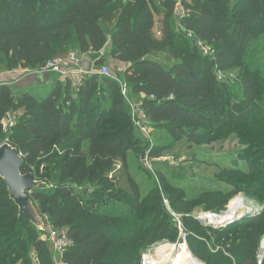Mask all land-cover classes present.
<instances>
[{
    "label": "trees",
    "instance_id": "16d2710c",
    "mask_svg": "<svg viewBox=\"0 0 264 264\" xmlns=\"http://www.w3.org/2000/svg\"><path fill=\"white\" fill-rule=\"evenodd\" d=\"M181 8L179 15L178 0H0V62L8 71L34 72L72 51L96 57L105 50L96 67L109 60L127 66L119 77L87 76L78 89L56 74L44 98L0 85V125L17 115L0 133V146L17 149L23 173L42 182L29 196L45 223L42 233L21 216L0 178V264H54L41 237L50 228L72 243L63 264H142L152 245L177 242L164 198L190 231L199 260L257 264L264 208L219 228L193 215L198 204L222 215L241 192L264 204V0H181ZM154 54L167 55L169 64ZM231 73L232 81L220 77ZM119 80L142 102L160 145L135 127ZM231 132L245 148L236 167L223 170L235 188L224 199L215 191L189 198L162 170L138 164L153 182L142 195L132 155L154 158L166 142L203 143ZM208 232L218 249H209L208 236L202 240Z\"/></svg>",
    "mask_w": 264,
    "mask_h": 264
},
{
    "label": "rangeland",
    "instance_id": "374dc122",
    "mask_svg": "<svg viewBox=\"0 0 264 264\" xmlns=\"http://www.w3.org/2000/svg\"><path fill=\"white\" fill-rule=\"evenodd\" d=\"M180 32L182 31L180 30ZM72 53L76 52L72 51ZM203 53L205 54L204 51ZM152 57L153 59L158 60L164 65L169 64L167 63L169 62L167 55L154 54ZM104 66H107L110 69L111 76L113 77H119L123 75L125 71L123 66L118 63L112 62L111 60H109ZM7 69V61L5 59H2L0 62V72L8 71ZM54 76H56V74H54ZM220 77L224 80L232 81L235 77V73L220 75ZM231 86L234 85L231 84ZM41 92L43 93V95H41L42 98L49 94V91L47 90H42ZM132 100L135 102H140L139 99L134 97ZM214 135L215 134H213V136ZM229 135L230 136L228 138L217 139L218 135L216 134L214 137L212 136L213 138H211L209 141L203 143H193L187 140H182L179 142L175 141L172 144L166 142L164 143V145L167 146L166 151L160 153L157 157L154 158H151L145 154L142 156L141 161L137 160V158L132 155L130 159V163L132 164L131 174L140 185L142 195H146L152 189L153 182L147 178L144 172L138 170V164L147 168L151 173H156L157 170H162L168 183L175 187L183 188L189 198H198L199 196L206 195L207 192L215 191L221 193L220 199H224L227 193L229 191H235V188L227 184L229 175L224 173L223 170L224 168L236 167L235 165L237 164V162L234 163V160L237 159V156L242 153L245 148L234 132H231ZM148 140L152 142V145H155L156 143L160 145L161 143H163L157 134L154 135V131L152 136L148 138ZM241 163V166H243L241 168L249 166V164L246 162ZM239 197L242 200L245 208L249 207L257 210H262L264 208V204H261L258 197H250L246 192L237 193L235 198ZM230 202L228 204L227 211L224 214L230 212ZM164 204L167 207L169 213L172 214L174 225L178 226L179 235L177 237V242L174 244L169 240H164V242H158L152 245L150 249L144 252L142 264H146L144 262V256L148 252H150V250H153L162 245L165 246L166 244L174 246L177 245V248L175 247V251L173 252L174 255L172 254V258L169 261V264H177L179 256H182L185 253V250H188L199 264H205L202 260H199L197 257H195V255L191 251L187 239L190 231L185 228L183 223L180 222V216L175 214L171 210L170 203L166 198H164ZM204 208V205L198 204L193 216L207 225L204 219L201 220L203 214L205 215L206 213H215L205 211ZM196 236L199 237L198 234H196ZM202 236L204 237L202 239V237L200 236L202 240H208L207 246L210 250L218 249L219 246L213 239V233L208 232ZM207 236L209 237V239L205 240V237ZM41 237L48 242V235L42 234ZM178 245L180 246V248H178ZM184 245H186L187 248L184 247ZM54 258L59 259V256H55ZM257 261V264H260L258 259ZM31 264L38 263L36 261H32Z\"/></svg>",
    "mask_w": 264,
    "mask_h": 264
},
{
    "label": "built area",
    "instance_id": "2783aa9c",
    "mask_svg": "<svg viewBox=\"0 0 264 264\" xmlns=\"http://www.w3.org/2000/svg\"><path fill=\"white\" fill-rule=\"evenodd\" d=\"M182 32L187 33L184 29H181ZM158 36L161 34L158 32ZM187 36L190 38L191 35L187 33ZM206 53V52H205ZM38 73H54L57 74L60 79L63 81L70 80L72 82V86L74 89H78L82 80L90 75H102V76H111L110 69L107 66H102L101 68L92 66L90 69H85L82 66L81 58L77 53H70V55L66 58H56L48 61L45 65H43L40 69L34 71ZM122 95L127 101L128 105L131 109V117L135 127L140 131V133L145 138H150L152 133V123L147 117L142 102H135L129 96V90L126 84L119 80ZM14 127V122H8L4 125L6 131H9ZM201 220H203L201 218ZM48 242L50 243L52 250L54 252V257L59 256V259L54 258V262L56 264H63L61 261V256L66 252V250L72 245L71 241L65 237V235H61L53 229H49L48 234ZM186 239V237H185ZM264 238L261 240L259 252H258V260L260 264H264Z\"/></svg>",
    "mask_w": 264,
    "mask_h": 264
},
{
    "label": "water",
    "instance_id": "95a60500",
    "mask_svg": "<svg viewBox=\"0 0 264 264\" xmlns=\"http://www.w3.org/2000/svg\"><path fill=\"white\" fill-rule=\"evenodd\" d=\"M4 125H0V133L4 130ZM24 159L17 149L9 143H4L0 146V178L4 180L8 189L10 199L19 208V214L26 216L30 222L40 231H45V223L37 211L33 201L30 198V193L42 185L34 174L23 173ZM241 216L232 218L228 222L216 224L212 221H205L208 226L226 227L236 222L251 218L260 213V210L247 208ZM215 217H223L216 214H210ZM179 246V245H178ZM180 247V246H179Z\"/></svg>",
    "mask_w": 264,
    "mask_h": 264
},
{
    "label": "crops",
    "instance_id": "0c3cea01",
    "mask_svg": "<svg viewBox=\"0 0 264 264\" xmlns=\"http://www.w3.org/2000/svg\"><path fill=\"white\" fill-rule=\"evenodd\" d=\"M177 13L183 14V10L181 8V0H178V11ZM181 30V29H180ZM107 52L103 50L99 55L95 56H85L80 57L82 61V66L85 69H90L95 65V62L99 60L102 56H105ZM93 57V58H92ZM126 71L127 66L125 64H121ZM56 76L54 73H38V72H28L25 70H11V71H3L0 72V85L10 86L15 93L21 92H32L36 96H41L43 93L42 90H47L50 92L51 88L54 86V82L56 80ZM17 118L16 114L10 115L9 119L3 124L14 122Z\"/></svg>",
    "mask_w": 264,
    "mask_h": 264
},
{
    "label": "bare ground",
    "instance_id": "6f19581e",
    "mask_svg": "<svg viewBox=\"0 0 264 264\" xmlns=\"http://www.w3.org/2000/svg\"><path fill=\"white\" fill-rule=\"evenodd\" d=\"M230 212L223 214L221 216L223 217H215L210 214H203L202 219L205 221H212L216 224L224 223L232 220V218H237L241 216L244 212H246L248 209L244 207L242 200L239 198H234L230 202L229 206ZM240 209V210H239ZM201 218V217H200ZM175 247L177 248V245H169L166 244L165 246L162 245L160 247H157L153 250H150L145 256H144V262L146 264H169L172 254L174 255ZM182 247V246H181ZM184 247L187 248L186 245ZM178 248H180L178 246ZM264 254V250H263ZM172 262V261H171ZM177 264H199L196 259L191 255V253L188 250H185V253L182 256H179V260L177 261Z\"/></svg>",
    "mask_w": 264,
    "mask_h": 264
}]
</instances>
